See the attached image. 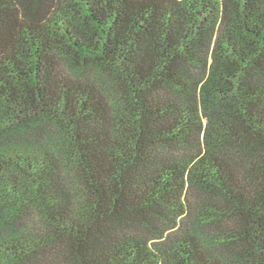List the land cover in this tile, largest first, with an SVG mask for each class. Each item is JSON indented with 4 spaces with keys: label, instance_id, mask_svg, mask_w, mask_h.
Instances as JSON below:
<instances>
[{
    "label": "trees",
    "instance_id": "obj_1",
    "mask_svg": "<svg viewBox=\"0 0 264 264\" xmlns=\"http://www.w3.org/2000/svg\"><path fill=\"white\" fill-rule=\"evenodd\" d=\"M0 264H264V0H0Z\"/></svg>",
    "mask_w": 264,
    "mask_h": 264
}]
</instances>
